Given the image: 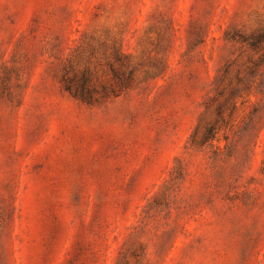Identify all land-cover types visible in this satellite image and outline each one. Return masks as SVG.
Returning <instances> with one entry per match:
<instances>
[{
	"label": "rangeland",
	"instance_id": "obj_1",
	"mask_svg": "<svg viewBox=\"0 0 264 264\" xmlns=\"http://www.w3.org/2000/svg\"><path fill=\"white\" fill-rule=\"evenodd\" d=\"M0 264H264V0H0Z\"/></svg>",
	"mask_w": 264,
	"mask_h": 264
},
{
	"label": "trees",
	"instance_id": "obj_2",
	"mask_svg": "<svg viewBox=\"0 0 264 264\" xmlns=\"http://www.w3.org/2000/svg\"><path fill=\"white\" fill-rule=\"evenodd\" d=\"M232 96V95H231ZM232 104V108H234L235 106V102H231ZM229 115H231V113H228ZM216 118L215 121L213 123H210L208 124V126L205 127L204 131L202 132V136L200 138V141H199V145H198V142L194 139L195 138V130L194 132L191 134L190 136V141H189V145L191 148H197V149H200V148H204V147H208L210 148L211 150V153H212V156H216L218 153H220L219 151V148H220V145H216L214 143L215 140H218V138L216 137L217 136V132L219 130V128L216 126L217 122H219V120H224V117H223V111L221 109L220 106H218L216 108ZM249 117V122L252 123V126L254 127L258 122V112L255 114V113H250L248 115ZM224 140H225V145L224 146H227L228 145V139L226 136L223 137Z\"/></svg>",
	"mask_w": 264,
	"mask_h": 264
}]
</instances>
